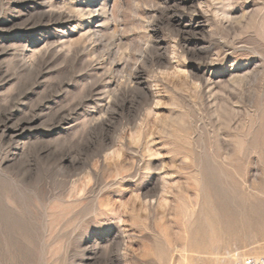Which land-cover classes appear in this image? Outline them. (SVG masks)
<instances>
[{
  "label": "rangeland",
  "instance_id": "374dc122",
  "mask_svg": "<svg viewBox=\"0 0 264 264\" xmlns=\"http://www.w3.org/2000/svg\"><path fill=\"white\" fill-rule=\"evenodd\" d=\"M263 185L264 0H0V264L263 257Z\"/></svg>",
  "mask_w": 264,
  "mask_h": 264
},
{
  "label": "bare ground",
  "instance_id": "6f19581e",
  "mask_svg": "<svg viewBox=\"0 0 264 264\" xmlns=\"http://www.w3.org/2000/svg\"><path fill=\"white\" fill-rule=\"evenodd\" d=\"M219 210L221 234L230 237L239 234H251L252 236L255 233L264 235V193L233 203L231 200H222Z\"/></svg>",
  "mask_w": 264,
  "mask_h": 264
},
{
  "label": "built area",
  "instance_id": "2783aa9c",
  "mask_svg": "<svg viewBox=\"0 0 264 264\" xmlns=\"http://www.w3.org/2000/svg\"><path fill=\"white\" fill-rule=\"evenodd\" d=\"M233 264H264L263 257H246L239 252L232 254Z\"/></svg>",
  "mask_w": 264,
  "mask_h": 264
}]
</instances>
